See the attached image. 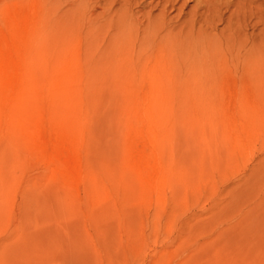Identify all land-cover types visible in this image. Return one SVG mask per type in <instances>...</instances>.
Instances as JSON below:
<instances>
[{
    "label": "rangeland",
    "instance_id": "rangeland-1",
    "mask_svg": "<svg viewBox=\"0 0 264 264\" xmlns=\"http://www.w3.org/2000/svg\"><path fill=\"white\" fill-rule=\"evenodd\" d=\"M0 264H264V0H0Z\"/></svg>",
    "mask_w": 264,
    "mask_h": 264
},
{
    "label": "bare ground",
    "instance_id": "bare-ground-1",
    "mask_svg": "<svg viewBox=\"0 0 264 264\" xmlns=\"http://www.w3.org/2000/svg\"><path fill=\"white\" fill-rule=\"evenodd\" d=\"M152 45V44H151ZM156 51V56H154V57H160L161 58V56H163L164 57V55H160L161 54V52L160 51H158V50H155ZM162 59V58H161Z\"/></svg>",
    "mask_w": 264,
    "mask_h": 264
}]
</instances>
